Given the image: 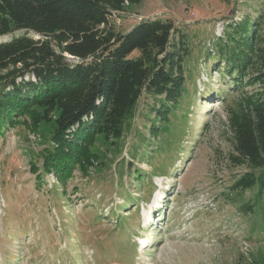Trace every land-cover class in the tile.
<instances>
[{
	"label": "rangeland",
	"instance_id": "1",
	"mask_svg": "<svg viewBox=\"0 0 264 264\" xmlns=\"http://www.w3.org/2000/svg\"><path fill=\"white\" fill-rule=\"evenodd\" d=\"M246 18L259 23L256 47L264 46V0H142L113 13L120 33L161 19L185 36L192 56L199 54L187 64V96L169 131L155 138L146 109L153 101L140 98L122 137L97 138V161L85 172L75 167L64 184L41 169L53 122L4 126L0 264H264V236L240 211L252 191L232 190L252 168L238 163L229 128L231 113L258 86L234 88L208 56L229 24Z\"/></svg>",
	"mask_w": 264,
	"mask_h": 264
},
{
	"label": "trees",
	"instance_id": "2",
	"mask_svg": "<svg viewBox=\"0 0 264 264\" xmlns=\"http://www.w3.org/2000/svg\"><path fill=\"white\" fill-rule=\"evenodd\" d=\"M141 2L0 0V37L10 36L0 42V135L22 118L32 130L53 122V148L42 150L41 169L62 184L75 167L85 172L97 161L91 152L97 138L122 137L140 98L153 101L146 109L153 113L149 133L155 138L169 131V117L187 96V64L199 54L192 56L170 20L141 21L125 33L110 24L113 13ZM258 25L248 18L229 24L208 56L216 57L234 88L258 86L231 113L229 128L238 163L252 168L232 190L239 196L252 191L240 211L264 236V46L256 47Z\"/></svg>",
	"mask_w": 264,
	"mask_h": 264
}]
</instances>
